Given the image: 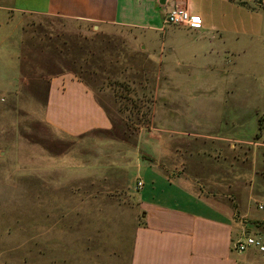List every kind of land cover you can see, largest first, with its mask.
<instances>
[{
    "label": "rangeland",
    "instance_id": "1",
    "mask_svg": "<svg viewBox=\"0 0 264 264\" xmlns=\"http://www.w3.org/2000/svg\"><path fill=\"white\" fill-rule=\"evenodd\" d=\"M235 1L261 6L258 0ZM254 21H261L258 36L235 39L218 31L224 37L218 55L183 62L200 66L212 61L218 72H182L186 68L180 65L179 73L170 76L163 72L156 49L162 34L119 27L99 32L54 17H27L21 26L17 17L0 9V264L89 262L86 251L50 247L52 238L46 233L52 221L42 218L44 207H65L64 200L49 197L57 188L41 186L69 175L64 172L65 161L59 163L65 170L58 171L42 162L68 146L56 142L58 135L45 127L41 117L46 98L43 83L63 69L107 90L117 105V119L129 132L143 128L128 140L126 157L138 149L145 165L152 159L162 165L167 162L162 155L166 150L177 161L190 159L203 166V181L222 183L225 206L234 203L235 220L240 217L246 223L247 231L240 237H255L264 245V16ZM176 27L186 32V27ZM165 46L160 56L166 60L161 62L167 61ZM26 67L41 73L38 79L29 71L26 74ZM105 99L112 111V100ZM205 118L221 120V130L204 137ZM191 177L196 178L193 172ZM137 179L134 173L131 185ZM189 189L200 191L197 185ZM247 252H252L249 263L264 264V253L255 249L239 253L240 258Z\"/></svg>",
    "mask_w": 264,
    "mask_h": 264
},
{
    "label": "crops",
    "instance_id": "2",
    "mask_svg": "<svg viewBox=\"0 0 264 264\" xmlns=\"http://www.w3.org/2000/svg\"><path fill=\"white\" fill-rule=\"evenodd\" d=\"M238 2L0 0V9L10 17H17L21 26L27 17H54L88 25L99 32L119 27L162 34L163 43L156 49L162 71L172 76L179 73L180 65L186 68L182 72H218L212 61L200 66L183 64L187 58L218 55L224 44L218 31L235 39L258 36L261 21L256 23L254 17L262 18L264 10ZM173 7L199 16L201 28H186L183 32L176 26H164V16ZM163 44L168 55L166 62H161L165 59L160 56ZM106 92L70 72L52 77L48 84L42 121L58 135L57 143L65 142L68 146L64 153L49 154L42 162L50 163H46L47 168L64 167V172L69 173L58 176L53 185L46 180H43L46 184H41L57 188L49 192V197L65 201V207L58 210L44 207L42 218L52 221L47 226L51 231L46 235L52 238L48 245L55 244L58 247H52L55 250L67 245L69 251H86L87 264H251L252 252L240 258L233 250V242L247 229L246 223H241L242 218L235 220L236 207L234 211L232 206L236 205L230 202L229 208L225 206L222 183L214 184L218 181L212 179L204 182L203 166L190 159L177 161L166 150L162 155L167 162L162 165L156 159L145 165L138 149L126 157L128 140L143 128L129 132L118 120L117 105ZM103 95L112 100V111L105 105ZM148 125L154 131L153 123ZM201 125L204 137L222 128L221 120L213 122L211 118L202 119ZM61 161H65L63 167H59ZM134 173L138 179L131 185ZM138 182L142 184L140 188ZM189 185H197L199 193L189 189Z\"/></svg>",
    "mask_w": 264,
    "mask_h": 264
},
{
    "label": "built area",
    "instance_id": "3",
    "mask_svg": "<svg viewBox=\"0 0 264 264\" xmlns=\"http://www.w3.org/2000/svg\"><path fill=\"white\" fill-rule=\"evenodd\" d=\"M164 26H181L189 29H200L201 19L199 16L190 14L186 9L171 8L167 11L163 19ZM142 186L141 182L137 183V188ZM261 209V206H258ZM233 250L242 253L249 249H255L264 253V245L255 237L245 236L235 240L232 244Z\"/></svg>",
    "mask_w": 264,
    "mask_h": 264
},
{
    "label": "trees",
    "instance_id": "4",
    "mask_svg": "<svg viewBox=\"0 0 264 264\" xmlns=\"http://www.w3.org/2000/svg\"><path fill=\"white\" fill-rule=\"evenodd\" d=\"M239 4L240 5H245V3L244 2H239ZM258 8H260V9H263L264 10V4L263 5H261V6H257ZM27 42V39L26 40H23V43H26ZM24 46V45H23ZM25 47V46H24ZM29 71V70H28ZM27 67H26V70H25V72H26V74H27ZM46 72V71H45ZM61 72L62 73H64V72H70V73H73L74 74V76L76 77V78H79V79H83L82 77H79L78 75V73H76V72H73V71H69V70H61ZM61 72H59V74H61ZM46 73H49L48 71L46 72ZM28 74L29 75H31L32 76V78L34 77V79L36 78V79H38L37 77H36V75H39V74H41V73H38V72H33V70H31V71H29L28 72ZM50 79H51V77H49L47 80L45 79V83H43L44 84V88H43V91H45V96H46V90H47V88H48V84H49V82H50ZM84 80V79H83ZM24 82H25V80H24Z\"/></svg>",
    "mask_w": 264,
    "mask_h": 264
},
{
    "label": "water",
    "instance_id": "5",
    "mask_svg": "<svg viewBox=\"0 0 264 264\" xmlns=\"http://www.w3.org/2000/svg\"><path fill=\"white\" fill-rule=\"evenodd\" d=\"M258 4H259V5H262L261 2H260V0H258Z\"/></svg>",
    "mask_w": 264,
    "mask_h": 264
}]
</instances>
